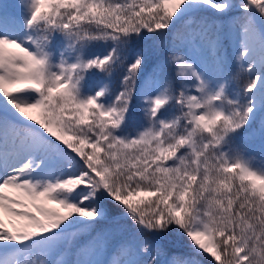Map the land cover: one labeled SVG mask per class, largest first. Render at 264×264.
Here are the masks:
<instances>
[{
	"label": "snow or ice",
	"instance_id": "obj_1",
	"mask_svg": "<svg viewBox=\"0 0 264 264\" xmlns=\"http://www.w3.org/2000/svg\"><path fill=\"white\" fill-rule=\"evenodd\" d=\"M14 7L0 264H264V0Z\"/></svg>",
	"mask_w": 264,
	"mask_h": 264
},
{
	"label": "trees",
	"instance_id": "obj_2",
	"mask_svg": "<svg viewBox=\"0 0 264 264\" xmlns=\"http://www.w3.org/2000/svg\"><path fill=\"white\" fill-rule=\"evenodd\" d=\"M9 0H0V4L1 2L3 3V5H8V11L12 14L13 16V11H10L12 9V6L8 3ZM3 5L1 6L0 10L4 9ZM94 51H103L102 46H96L93 49ZM164 55H167V53H165L163 51V48L161 47L160 49L156 50V52L151 55L149 57V66H151L152 64L156 63L158 59L162 58ZM233 74H236V68L235 65H233ZM122 75V70L117 69V71L114 73L113 75V82H117ZM246 76L244 74H240L235 80L234 83L237 86L243 85L246 82ZM189 254V249H188V245L186 241H182V240H178L176 241V243L172 246V252L170 253V255L172 256H186ZM64 257L61 255V253H57L56 256L54 257V259H63ZM199 259V258H198Z\"/></svg>",
	"mask_w": 264,
	"mask_h": 264
},
{
	"label": "rangeland",
	"instance_id": "obj_3",
	"mask_svg": "<svg viewBox=\"0 0 264 264\" xmlns=\"http://www.w3.org/2000/svg\"><path fill=\"white\" fill-rule=\"evenodd\" d=\"M8 3L12 6V9L10 11H13V15H15L17 13L18 9L15 8L14 5H16L17 3H19V0H9ZM2 5H3V3L1 2L0 8H1ZM3 11H4V9H2L0 12L2 13ZM7 14L9 16H12V14L8 11V9H7ZM253 147H254V151L251 152L250 154L253 155V156H255V162L257 164H259L260 163V160H261V157H260V154H259V147H258V145H255Z\"/></svg>",
	"mask_w": 264,
	"mask_h": 264
}]
</instances>
